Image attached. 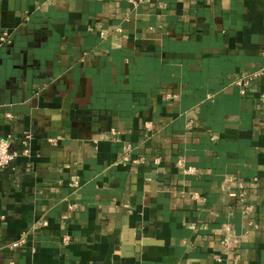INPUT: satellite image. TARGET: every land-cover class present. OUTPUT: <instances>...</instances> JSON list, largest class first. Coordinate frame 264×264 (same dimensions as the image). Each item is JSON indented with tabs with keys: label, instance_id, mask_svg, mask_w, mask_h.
<instances>
[{
	"label": "crops",
	"instance_id": "obj_1",
	"mask_svg": "<svg viewBox=\"0 0 264 264\" xmlns=\"http://www.w3.org/2000/svg\"><path fill=\"white\" fill-rule=\"evenodd\" d=\"M3 33L0 264H264V0H0Z\"/></svg>",
	"mask_w": 264,
	"mask_h": 264
},
{
	"label": "built area",
	"instance_id": "obj_2",
	"mask_svg": "<svg viewBox=\"0 0 264 264\" xmlns=\"http://www.w3.org/2000/svg\"><path fill=\"white\" fill-rule=\"evenodd\" d=\"M131 3H137L142 0H127ZM6 33H3L2 36H0V44L7 42L8 39L6 37ZM255 79H259L261 81V90L259 93V101L264 104V56H263V63L261 67L249 74H241L238 75V77L235 79V82L238 85H241L243 87H248ZM22 154L27 155L28 150L25 148V141L23 142V149ZM16 153L10 151V144H9V138L6 139H0V168H3L11 163V161L15 158ZM46 224V222H44ZM25 242L24 238H21L17 241L11 242L8 247L10 249L19 248L23 245Z\"/></svg>",
	"mask_w": 264,
	"mask_h": 264
}]
</instances>
